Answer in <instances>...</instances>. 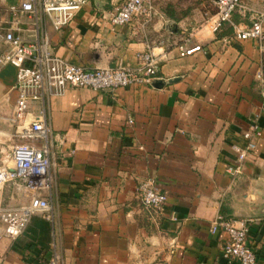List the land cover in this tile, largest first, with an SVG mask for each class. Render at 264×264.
I'll use <instances>...</instances> for the list:
<instances>
[{
  "label": "crops",
  "instance_id": "crops-1",
  "mask_svg": "<svg viewBox=\"0 0 264 264\" xmlns=\"http://www.w3.org/2000/svg\"><path fill=\"white\" fill-rule=\"evenodd\" d=\"M123 2L88 0L69 24L48 23L53 49L88 67H136L137 53L152 48L157 77L115 89L71 86L49 98L59 165L55 218L36 213L20 236L2 239L0 264H49L53 244L64 264H238L222 256L226 232L210 230L219 213L248 226L257 264H264V81L257 77L264 58L257 40L236 38L228 22L212 31V0L160 3L150 20L111 23ZM247 2L264 9V0ZM179 43L201 49L181 55ZM15 83V67H0V157L12 145ZM256 115L263 136L234 177L227 166ZM149 175L168 194L157 219L138 190ZM0 195L10 204L22 196L12 182Z\"/></svg>",
  "mask_w": 264,
  "mask_h": 264
},
{
  "label": "built area",
  "instance_id": "built-area-1",
  "mask_svg": "<svg viewBox=\"0 0 264 264\" xmlns=\"http://www.w3.org/2000/svg\"><path fill=\"white\" fill-rule=\"evenodd\" d=\"M87 1L0 0V67L7 64L15 67L17 89L11 117L15 123L11 135L17 136V141L0 162V187L12 182L22 194L13 204L6 203L0 195V241L20 236L36 213H42L51 221L55 218L52 188L59 165L54 157L56 132L48 119L49 98L65 93L71 86L115 89L139 82L151 84L157 77L159 59L152 48L137 53L140 64L136 67H88L73 63L54 51L47 24L55 29L69 24ZM157 1L124 0L110 15V21L122 24L139 16L150 20L156 13ZM212 4L215 9L208 19L210 29L216 32L226 22L230 23L236 38L257 40L264 58V9L247 0H212ZM235 13L242 19L236 20ZM178 47L179 53L185 55L201 49V44L179 43ZM257 77L264 81L262 68ZM262 136L263 128L256 115L241 133L243 143L235 145L236 156L227 166L232 176L243 173ZM138 190L151 216L157 219L165 214L168 194L160 188L155 175L145 177ZM171 217L177 219L175 214ZM210 230L226 232L222 246L224 258L236 260L238 264H257V253L248 241L249 228L245 223L219 213L211 221ZM48 263L64 264V255L56 244H53Z\"/></svg>",
  "mask_w": 264,
  "mask_h": 264
},
{
  "label": "rangeland",
  "instance_id": "rangeland-1",
  "mask_svg": "<svg viewBox=\"0 0 264 264\" xmlns=\"http://www.w3.org/2000/svg\"><path fill=\"white\" fill-rule=\"evenodd\" d=\"M200 0H159V1H157V3H156V6L157 5H159L160 3H162L163 5H161V7H163L164 5L166 6V7H168V6H170V5H172L173 3H177V2H180V3H185V4H191V5H194L195 3H197V2H199ZM250 2H256V0H249ZM177 9H178V7H177ZM158 13V11H156V13L154 14V16H156V14ZM177 13H179V9H178V11H177ZM153 16V17H154ZM152 17V18H153ZM11 122V125H10V131H9V133H10V136H11V144L12 143H14L15 141H17V136H15V135H11V134H13V132H14V126H15V123L11 120L10 121ZM7 155H8V152H5V151H3L2 150V155H1V157H0V162H1V159L3 158H6L7 157ZM2 159V160H3ZM8 160V159H7ZM8 162L9 163H11L9 160H8Z\"/></svg>",
  "mask_w": 264,
  "mask_h": 264
}]
</instances>
